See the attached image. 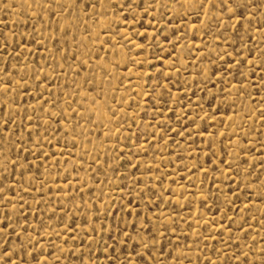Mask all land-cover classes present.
<instances>
[{"label":"rangeland","instance_id":"374dc122","mask_svg":"<svg viewBox=\"0 0 264 264\" xmlns=\"http://www.w3.org/2000/svg\"><path fill=\"white\" fill-rule=\"evenodd\" d=\"M0 264H264V0H0Z\"/></svg>","mask_w":264,"mask_h":264}]
</instances>
